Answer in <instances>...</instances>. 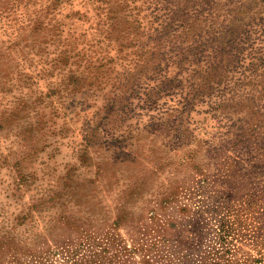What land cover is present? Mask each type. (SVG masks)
<instances>
[{"label": "rangeland", "instance_id": "obj_1", "mask_svg": "<svg viewBox=\"0 0 264 264\" xmlns=\"http://www.w3.org/2000/svg\"><path fill=\"white\" fill-rule=\"evenodd\" d=\"M0 264H264V0H0Z\"/></svg>", "mask_w": 264, "mask_h": 264}]
</instances>
